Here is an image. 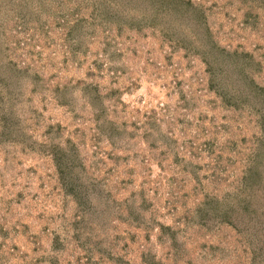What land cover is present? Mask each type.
Masks as SVG:
<instances>
[{"label": "rangeland", "instance_id": "obj_1", "mask_svg": "<svg viewBox=\"0 0 264 264\" xmlns=\"http://www.w3.org/2000/svg\"><path fill=\"white\" fill-rule=\"evenodd\" d=\"M193 1L220 46L253 56L248 68L264 85V5ZM11 7L0 5L4 57L25 66L33 48L43 59L33 60L36 83L15 76L11 100L0 103V264H251L264 230L245 240L229 225L202 227L194 208L236 190L260 133L258 98L226 105L203 54L150 28L119 32L97 22L83 53L66 58L53 12L49 29L19 45L30 31L15 36L21 22L13 13L21 8ZM229 61L220 60L217 80L225 90L236 82L241 95L246 85L235 81ZM82 80L98 84L102 102L91 100L94 87L84 95ZM56 143L70 151L74 182L86 186L76 187L82 197L61 182ZM160 223L180 229L179 246L166 242Z\"/></svg>", "mask_w": 264, "mask_h": 264}, {"label": "trees", "instance_id": "obj_2", "mask_svg": "<svg viewBox=\"0 0 264 264\" xmlns=\"http://www.w3.org/2000/svg\"><path fill=\"white\" fill-rule=\"evenodd\" d=\"M17 1L16 5V0H0V5L7 2L8 5L12 6L11 9L14 8L15 10L16 7L21 8V10L18 9L21 12L15 11L13 13L15 16L13 19L21 22L19 27L14 28L16 30L15 36L18 32L22 31H30V33L27 36V40L16 41L19 45L20 43H31L34 38L36 39V34H38L37 37L42 34L46 25L49 29L47 15H51L53 12H56L57 24L62 27V33L65 37L64 42L61 44V49L66 58H73L83 53V43L89 32L96 33V30L92 29V27L97 22L98 24L96 25L104 30L116 27L119 32H123L126 29L143 30L144 28H150L153 30V33H160L170 41H175L178 44L177 46L187 49L193 48L198 51L195 52L203 54V60L212 74V85L217 86L216 92L222 96L226 105H234L237 108H241L240 104H244L243 102L248 99L258 98L257 101L260 104V108L258 111L256 109L254 111L259 112L257 114V122L260 127V133L253 142L246 160L244 173L238 179L239 183L236 185V190L224 198L210 195L200 201L196 208H194V211L200 215L199 226L208 227L209 224L211 226L212 222L218 228L229 225L238 230L240 234H243L245 240L246 238L247 240L252 239V235H262L261 230H264V225H262L264 223V85L256 81V72L248 68L250 59H254L249 52H240L238 49L229 50L226 47L220 46L213 38L207 14L202 5L195 3L193 0ZM250 1L251 3L264 5V0L262 2L260 0ZM53 6L55 8L51 10ZM24 25L28 26V28H25ZM31 29H33V32ZM18 43L16 44L18 45ZM54 43V41H50L49 46ZM209 43L211 45H208ZM18 48L14 49L18 50ZM4 50L6 49L3 46L0 33V103H4L3 99L5 96L7 98L6 102L11 100L9 94L11 93V86L16 84L14 81L15 76L27 75L30 77L32 84L36 83L37 80L35 79L40 78V71L35 69L34 61L43 59L42 50L38 52L34 51L33 48L30 51L24 50L30 56L35 55L36 57L33 59L34 61L32 60L27 65L21 66V61L4 57ZM227 59L231 61L236 59L238 61L236 64H232L229 61L228 64L231 66V73H234L236 76L235 81L237 78V83H244L246 85L241 95L236 93L238 90H235L236 82H233L231 87H227L225 90L224 85H222L224 83L221 80H217V66L220 60L225 61ZM80 83L83 86L82 91L84 95L90 96V94H93L94 87L97 95L96 97H91V100L102 102L104 99L102 94L99 91L96 92L98 84H93L92 87L85 80L79 81ZM61 102H64V99ZM5 118V114L1 116V120L3 119L4 121ZM52 155L64 187L76 198L82 197L83 193L80 195L76 187L86 188V186L79 177L74 182L73 172L75 165L69 162L70 151H68V148H65L61 143H56L53 146ZM211 199L216 204L212 203ZM247 217L250 219H247ZM160 224L164 230L166 229L163 233L168 234L167 239L171 240V242H166L168 244L172 243L174 248L179 246L180 239L177 237V234L180 229L176 232L170 225ZM249 230L250 232H248ZM263 253V243L260 246L254 244L251 251V264H264ZM153 262V264H162L163 261L155 260Z\"/></svg>", "mask_w": 264, "mask_h": 264}]
</instances>
